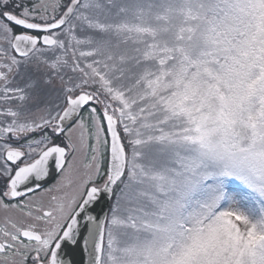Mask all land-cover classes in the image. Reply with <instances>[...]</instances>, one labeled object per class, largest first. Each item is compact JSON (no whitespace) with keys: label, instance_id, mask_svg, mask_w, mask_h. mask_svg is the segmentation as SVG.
<instances>
[{"label":"snow or ice","instance_id":"1","mask_svg":"<svg viewBox=\"0 0 264 264\" xmlns=\"http://www.w3.org/2000/svg\"><path fill=\"white\" fill-rule=\"evenodd\" d=\"M0 264H264V0H0Z\"/></svg>","mask_w":264,"mask_h":264},{"label":"flooded vegetation","instance_id":"2","mask_svg":"<svg viewBox=\"0 0 264 264\" xmlns=\"http://www.w3.org/2000/svg\"><path fill=\"white\" fill-rule=\"evenodd\" d=\"M54 182H55V178L53 180L49 181V184H52Z\"/></svg>","mask_w":264,"mask_h":264}]
</instances>
